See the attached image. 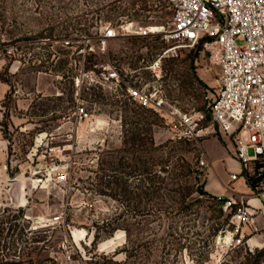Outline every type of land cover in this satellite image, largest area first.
Masks as SVG:
<instances>
[{
    "label": "rangeland",
    "instance_id": "obj_1",
    "mask_svg": "<svg viewBox=\"0 0 264 264\" xmlns=\"http://www.w3.org/2000/svg\"><path fill=\"white\" fill-rule=\"evenodd\" d=\"M173 18L168 0H0L1 258L35 240L36 251L72 256L71 264H249L260 248L249 243L254 228L235 232L217 195L203 192L206 147L218 155L212 139L235 146L233 136L216 128L200 144L179 140L166 115L127 95L126 82L163 97L167 109L203 110L202 124L211 123L220 66L200 47L166 39ZM127 22L162 29L112 39L101 52L104 26ZM70 35L68 47L56 39ZM81 35L93 37L95 52H79ZM159 55L156 76L149 66ZM104 65L126 82L104 80ZM78 104L91 113L81 122ZM49 146L67 182L36 173ZM245 180L235 187L249 193ZM14 240L22 245L11 248Z\"/></svg>",
    "mask_w": 264,
    "mask_h": 264
},
{
    "label": "built area",
    "instance_id": "obj_2",
    "mask_svg": "<svg viewBox=\"0 0 264 264\" xmlns=\"http://www.w3.org/2000/svg\"><path fill=\"white\" fill-rule=\"evenodd\" d=\"M168 2L174 11V18L172 27L165 34L166 39L191 47L198 46L209 55L212 62L220 66L218 94L208 112L211 123L202 124L207 118V113L203 110L192 113L181 112L177 108L167 109L163 97L156 96L142 87L130 85L115 65L102 67L103 79L117 86L126 82L128 97L138 106L151 108L166 115L174 137L179 140H190L200 144L201 140L212 134L216 128L233 136L241 170H249L256 162L261 164L257 172L261 179L254 190V195L262 201V205L250 204L244 194H232L223 203V208L233 213L235 232H242L245 225L252 226L255 231L263 230L264 0H168ZM133 28L134 22L115 26L108 23L99 36L98 48L104 52L112 39L131 34L144 37L158 30L156 26ZM56 39L63 47H68L76 37L70 35L68 38ZM77 39L83 45L79 49L80 53L88 49L96 51L92 45V36L81 35ZM51 40L48 37L41 42L47 45ZM36 47L30 50V59L36 60L34 50L40 49V46ZM163 57L159 55L149 66L156 76L160 75ZM37 60L42 61L40 58ZM93 81L103 82L94 79ZM90 114L84 104H78L73 119L81 122ZM250 147L254 151V156L249 155ZM44 161L45 164L38 166L37 174L54 175L55 181L59 183L69 180V170L60 163L56 146L45 149ZM200 165L202 168L209 166V161L204 155ZM240 174L232 173L231 179H238ZM258 218L261 219L260 223L257 221Z\"/></svg>",
    "mask_w": 264,
    "mask_h": 264
},
{
    "label": "crops",
    "instance_id": "obj_3",
    "mask_svg": "<svg viewBox=\"0 0 264 264\" xmlns=\"http://www.w3.org/2000/svg\"><path fill=\"white\" fill-rule=\"evenodd\" d=\"M212 140H216L217 143L222 147L223 151L220 152L218 155H213V153L210 154V150L206 147V157L209 161L208 166V172H207V178L208 175L211 176V182L208 183V179L205 183V186L207 185V190L211 193L217 195V196H230L232 194H244L247 198V201L250 204L253 205H262V201L254 195V190L251 188L247 180H245L246 184H248V188L251 189V192H245V191H238L235 187L239 186V177L241 176V165L240 162L236 156V149L233 145H223L221 143L220 139L213 138ZM214 142V141H213ZM215 166L217 168H215ZM232 173H239V177L236 180L231 179ZM246 179V178H245ZM242 187V185H240ZM260 219V218H259ZM261 220V219H260ZM244 230H248L249 233H252V228L248 225H246ZM260 231V232H259ZM262 229L255 231L257 234H254L250 238V245H253L254 247H264V233L261 232ZM260 235V236H257Z\"/></svg>",
    "mask_w": 264,
    "mask_h": 264
},
{
    "label": "trees",
    "instance_id": "obj_4",
    "mask_svg": "<svg viewBox=\"0 0 264 264\" xmlns=\"http://www.w3.org/2000/svg\"><path fill=\"white\" fill-rule=\"evenodd\" d=\"M144 108H147V107H144ZM147 109H151V108H147ZM151 110H154V109H151ZM260 166H261L260 162H256L252 165V167L249 170H245L241 172L246 177L247 182L249 183V185L251 186L253 190H256L257 186L260 183L261 178L257 176V172ZM146 171H148V168H145V172ZM203 192L210 194V192H208V190L206 189L203 190ZM213 197H216L220 201L223 207V203L225 202L227 197L226 196H213ZM229 215L232 218L233 213L229 212ZM34 241L35 240H32L24 244L25 247L30 248V249L26 251H25L26 248L22 249L23 252H20V254H17V250H15L14 253H10V254H13V258L11 259H7L6 257H3V258L0 257V264H71L72 256H69V260H61L60 258L56 256L42 255L39 251H36L38 248L37 246L32 247V245L35 244ZM11 243H12L11 248H18L20 247V245H22L19 243V241H16V240H14ZM251 252H253L254 254L250 253L248 263L249 264H263L264 247L257 248L254 251L251 250ZM109 260L112 261V258H109ZM101 264H105V262Z\"/></svg>",
    "mask_w": 264,
    "mask_h": 264
},
{
    "label": "bare ground",
    "instance_id": "obj_5",
    "mask_svg": "<svg viewBox=\"0 0 264 264\" xmlns=\"http://www.w3.org/2000/svg\"><path fill=\"white\" fill-rule=\"evenodd\" d=\"M157 29L161 30L162 28L157 27Z\"/></svg>",
    "mask_w": 264,
    "mask_h": 264
}]
</instances>
